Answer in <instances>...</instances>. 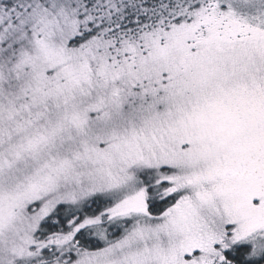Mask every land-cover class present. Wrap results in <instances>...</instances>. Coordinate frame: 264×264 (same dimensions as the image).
I'll return each instance as SVG.
<instances>
[{
  "label": "snow or ice",
  "instance_id": "obj_1",
  "mask_svg": "<svg viewBox=\"0 0 264 264\" xmlns=\"http://www.w3.org/2000/svg\"><path fill=\"white\" fill-rule=\"evenodd\" d=\"M0 264H264V0H0Z\"/></svg>",
  "mask_w": 264,
  "mask_h": 264
}]
</instances>
